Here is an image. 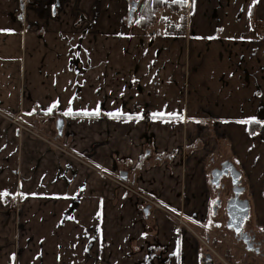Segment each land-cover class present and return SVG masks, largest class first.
<instances>
[{
	"label": "crops",
	"instance_id": "1",
	"mask_svg": "<svg viewBox=\"0 0 264 264\" xmlns=\"http://www.w3.org/2000/svg\"><path fill=\"white\" fill-rule=\"evenodd\" d=\"M132 1L0 0V112L71 151L0 115V264H200L192 232L101 171L208 233V159H230L264 226V0H166L161 30Z\"/></svg>",
	"mask_w": 264,
	"mask_h": 264
},
{
	"label": "flooded vegetation",
	"instance_id": "2",
	"mask_svg": "<svg viewBox=\"0 0 264 264\" xmlns=\"http://www.w3.org/2000/svg\"><path fill=\"white\" fill-rule=\"evenodd\" d=\"M208 160H209V162H208V166H209L208 167V174H209L210 179H211V171H213L214 169H217V168H221V163L225 160V158L224 159H220V158L216 159L215 157H210ZM119 178H120V175H119ZM124 181H127V180H124ZM241 185L245 187L243 181L241 182ZM210 186H211L210 190L212 192L213 200H212L208 210L210 212L209 214L211 215V220H209V221L206 220V222H211L212 225H214V226L222 223L224 225V230L222 232H224V234H229L231 237V240L235 243V245H237L236 247H238L242 252V254H240V253L235 254V255L231 254L230 257H226V258L229 261L235 260L236 264H256V261L254 259L250 258V255L253 254V256H255V258L258 257L262 260V262H264V226H258V224H256L250 216L249 218H247L244 221L243 228L241 231L235 232L233 229L228 228L226 225V223L228 221V216H227V212L225 210V203H226V200L233 195V186L230 183V179L228 177H225V176L220 179L218 186H215L212 184H210ZM245 192H246V189L244 192L241 193L242 197H243V194ZM226 194H227V196H226ZM151 195H153V194H151ZM155 198H157V197L155 196ZM217 199L221 200L220 204H217V202H216ZM141 205L143 207H142L140 212L143 215H146L143 212V209L146 206L150 207L149 213L146 216H148L150 214V212H152V211H154V212L159 211V210L154 209L148 203L147 204H141ZM164 207H166V206H164ZM173 212L176 214H181L183 219L186 220V222L189 224V226L192 229L191 221L188 220L182 212H178L175 210H173ZM250 215H251V213H250ZM169 218L175 224L174 219L170 216H169ZM178 230L189 231L185 228H182V229L179 228ZM190 232L195 234L192 230ZM205 236H207L206 242L204 240H202L196 233V237H198V239L202 240V243L206 247V249H204L201 252L200 264H223V262L226 264L227 262L224 261V259L222 257H221L222 259H220L217 255L216 251L208 245L209 241L212 244H215V243H213L215 237L211 238V235L209 233H207V235H205ZM227 249L230 250V248H227ZM238 252H239V250H238ZM252 260H254V261L252 262ZM259 264H263V263H259Z\"/></svg>",
	"mask_w": 264,
	"mask_h": 264
},
{
	"label": "water",
	"instance_id": "3",
	"mask_svg": "<svg viewBox=\"0 0 264 264\" xmlns=\"http://www.w3.org/2000/svg\"><path fill=\"white\" fill-rule=\"evenodd\" d=\"M137 6L138 0H133L130 4V10L128 13L129 20L133 18ZM151 44L152 41L150 42V45ZM119 175L123 180H127L128 178V173L126 171H122ZM224 176L230 179V183L233 186V195L229 197L225 203V210L228 216L226 225L235 232H239L243 228L244 221L251 216L250 202L248 198H242L241 196V193L245 191V187L241 185L242 174L230 159H225L221 163V168L211 171L210 184L218 186L220 179ZM220 201V199H217V204H220ZM149 210L150 207L146 206L143 209V212L147 215Z\"/></svg>",
	"mask_w": 264,
	"mask_h": 264
},
{
	"label": "rangeland",
	"instance_id": "4",
	"mask_svg": "<svg viewBox=\"0 0 264 264\" xmlns=\"http://www.w3.org/2000/svg\"><path fill=\"white\" fill-rule=\"evenodd\" d=\"M160 11V10H159ZM158 11V19H157V22L159 21V23H156L155 24V27H156V30H161L162 29V22H167V24H169L171 21H170V18L172 17V19H176L177 17V14L176 13H165L164 16ZM168 17V18H166ZM162 21V22H161ZM245 32V31H244ZM253 35V34H252ZM1 115V114H0ZM24 119V118H23ZM25 123L27 124V128L26 130H23V131H20L18 128H16L13 124H11V122H9L12 126H14L17 131L19 132H23L25 134H30L38 139H40L41 141L45 142L46 144L54 147V148H58V149H61L62 151H64L66 154H71V151L66 148V146H63V145H60L61 143H58V138L55 136L54 132H50V130H48V128H39V127H36L35 125H31L29 124L28 122H26V120L24 119ZM30 132H33V133H30ZM63 152V153H64ZM75 157V156H74ZM210 213V212H209ZM209 217L207 221L211 220V215L209 214ZM207 223V222H206ZM257 224V223H256ZM211 227H214L213 225ZM197 228V229H196ZM195 234V239L196 241L199 243V245L201 246V251H203L204 249H206L205 245L202 243V240H204L206 242V239H207V230H205L204 228L198 226V227H195L192 225V229H191ZM224 230V225L222 223L216 225V228H215V231H212V232H208V233H211V238L212 237H215L213 243L215 244H212L210 241L208 242V245L213 248L218 257H222L224 259V261H226L228 264H236L235 260H232V261H229L226 257H230L229 254H224L223 251H224V248L225 246H229L228 244H232L230 245V248L232 249V255H235V254H242L241 250L236 247L237 245H235V243L231 240V237L229 234H224V232H222ZM196 233L197 235L202 239H198V237H196ZM206 233V234H205ZM219 236V237H218ZM227 244V245H226ZM239 250V252H238ZM220 258V259H222ZM250 258L251 259H254L256 261V264H259V263H263L262 260L258 257L255 258V256H253V254L250 255ZM252 260V262L254 261Z\"/></svg>",
	"mask_w": 264,
	"mask_h": 264
},
{
	"label": "built area",
	"instance_id": "5",
	"mask_svg": "<svg viewBox=\"0 0 264 264\" xmlns=\"http://www.w3.org/2000/svg\"><path fill=\"white\" fill-rule=\"evenodd\" d=\"M0 114L6 118L9 122H11V124H13L16 128H18L20 131L26 130L27 128V124L25 123L22 114L21 113H15V114H4L1 113ZM33 133V132H30ZM101 173L106 176L107 178L116 181L121 188L126 191V192H130L132 194V196L134 195L137 200L141 203V204H150L154 209L156 210H163L164 212H166L170 217H172L175 221V226L179 229L185 228L189 231H191V227L189 226V224L186 222V220L183 219L181 214H176L173 212V210H170L166 207H164L160 201L155 198V196L140 191L139 189H137L136 187L132 186L129 182L122 180L121 178L117 177L115 178L114 176H111L110 174L101 171Z\"/></svg>",
	"mask_w": 264,
	"mask_h": 264
},
{
	"label": "trees",
	"instance_id": "6",
	"mask_svg": "<svg viewBox=\"0 0 264 264\" xmlns=\"http://www.w3.org/2000/svg\"><path fill=\"white\" fill-rule=\"evenodd\" d=\"M180 3H171L166 0H138V6L134 12L133 21L135 24L140 26H149L153 23H157L158 11L162 7L174 8ZM173 25L170 24L166 28L167 34L177 33V28H173ZM178 34V33H177ZM251 131H254L253 125L250 126Z\"/></svg>",
	"mask_w": 264,
	"mask_h": 264
},
{
	"label": "snow or ice",
	"instance_id": "7",
	"mask_svg": "<svg viewBox=\"0 0 264 264\" xmlns=\"http://www.w3.org/2000/svg\"><path fill=\"white\" fill-rule=\"evenodd\" d=\"M174 2H175V0H174ZM65 114H67V113H65ZM98 114V113H97ZM110 115H118V113H112V114H110ZM242 123H246L245 121H242ZM0 195H6V193H4V194H0Z\"/></svg>",
	"mask_w": 264,
	"mask_h": 264
}]
</instances>
